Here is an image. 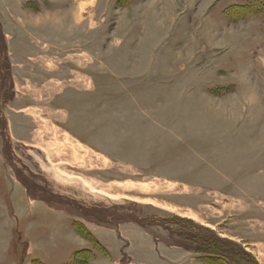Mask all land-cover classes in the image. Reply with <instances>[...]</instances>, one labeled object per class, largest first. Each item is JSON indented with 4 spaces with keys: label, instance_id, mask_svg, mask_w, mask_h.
<instances>
[{
    "label": "rangeland",
    "instance_id": "1",
    "mask_svg": "<svg viewBox=\"0 0 264 264\" xmlns=\"http://www.w3.org/2000/svg\"><path fill=\"white\" fill-rule=\"evenodd\" d=\"M0 33V264H79L75 223L91 264H264V0H0Z\"/></svg>",
    "mask_w": 264,
    "mask_h": 264
},
{
    "label": "trees",
    "instance_id": "2",
    "mask_svg": "<svg viewBox=\"0 0 264 264\" xmlns=\"http://www.w3.org/2000/svg\"><path fill=\"white\" fill-rule=\"evenodd\" d=\"M242 9V10H241ZM240 9V11H246L245 15L248 14H252V13H257L256 7L253 5H248V6H244ZM258 9V8H257ZM0 38H1V33H0ZM1 41V39H0ZM75 230L76 232L83 237L84 239H86L87 241H89L92 245H94V249L96 250V252H101L104 255H108V251L107 249L96 239V237L85 227H82L81 225L75 223ZM220 243L223 244H230V241H224L223 239H219ZM208 246H213L212 243H208ZM95 251H91V250H82L79 251L78 253H76V260L79 264H91V261L96 257V253ZM246 256L250 257V255L243 253ZM214 256V257H213ZM211 260H223V256L219 255V254H212V259ZM226 264V263H224ZM252 264H258V262H256V260H253Z\"/></svg>",
    "mask_w": 264,
    "mask_h": 264
},
{
    "label": "crops",
    "instance_id": "3",
    "mask_svg": "<svg viewBox=\"0 0 264 264\" xmlns=\"http://www.w3.org/2000/svg\"><path fill=\"white\" fill-rule=\"evenodd\" d=\"M74 230H75V227H74ZM90 231V230H89ZM76 232V231H75ZM91 232V231H90ZM92 233V232H91ZM76 234L78 235V236H80L77 232H76ZM93 234V233H92ZM94 235V234H93ZM95 236V235H94ZM81 237V236H80ZM85 241H87L86 239H85ZM89 243V242H88ZM91 244V243H90ZM103 245V244H102ZM110 255V252L108 251V255H105V256H109ZM132 263V262H131ZM115 264H121L120 263V261H116L115 262ZM261 264H263L262 262H261Z\"/></svg>",
    "mask_w": 264,
    "mask_h": 264
}]
</instances>
